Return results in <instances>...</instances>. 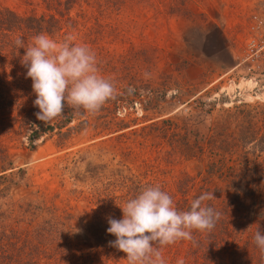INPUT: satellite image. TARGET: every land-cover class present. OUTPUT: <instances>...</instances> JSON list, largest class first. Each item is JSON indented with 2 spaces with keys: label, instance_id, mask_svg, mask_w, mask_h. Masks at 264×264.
<instances>
[{
  "label": "rangeland",
  "instance_id": "rangeland-1",
  "mask_svg": "<svg viewBox=\"0 0 264 264\" xmlns=\"http://www.w3.org/2000/svg\"><path fill=\"white\" fill-rule=\"evenodd\" d=\"M2 6L46 16L52 30L43 34L87 46L116 89L98 112L74 110L63 133L47 130L31 141L32 126L21 116L29 113L40 131L56 118H36L21 63L26 49L15 40L4 64L0 57V232L30 247L17 253L18 264H128L109 244L116 237L107 217L122 219L120 207L155 185L178 211L213 192L204 204L220 213L211 231L193 230L192 240L161 247L165 264H264L254 241L264 232V58H247L264 31V0H0ZM36 35L21 37L24 46ZM200 102L211 115L197 114ZM190 112L207 137L202 151L171 145L164 130L162 120L171 121L170 131ZM212 162L215 175L205 170Z\"/></svg>",
  "mask_w": 264,
  "mask_h": 264
},
{
  "label": "clouds",
  "instance_id": "clouds-1",
  "mask_svg": "<svg viewBox=\"0 0 264 264\" xmlns=\"http://www.w3.org/2000/svg\"><path fill=\"white\" fill-rule=\"evenodd\" d=\"M72 39L57 42L41 33L27 47L21 38L15 41L17 49H26L21 63L32 80L33 103L40 110L36 118L44 124L62 115L65 105L94 114L115 97L114 84L99 74L95 54ZM212 199L213 192L202 193L189 210L178 211L159 185L147 186L120 207L122 219L107 217V232L116 237L109 244L126 254L128 264H165L161 247L192 240L193 230L211 231L215 226L220 213L204 204ZM254 241L264 253V232L257 230Z\"/></svg>",
  "mask_w": 264,
  "mask_h": 264
},
{
  "label": "trees",
  "instance_id": "trees-1",
  "mask_svg": "<svg viewBox=\"0 0 264 264\" xmlns=\"http://www.w3.org/2000/svg\"><path fill=\"white\" fill-rule=\"evenodd\" d=\"M50 23L51 22H49L46 16L21 14L9 7L2 6L0 8V57H2V64H4V62L6 61L5 57L7 58V51L9 50L8 47L10 46V43L12 41H15L17 38H21L24 35H34L49 32V29L52 30V27H50ZM48 26L49 29H47ZM14 48L16 49V47ZM201 105L202 103L200 102V107L197 108V114L200 115V113H203L205 111L209 115H211V112L206 111V109L204 110V107H201ZM203 105L205 106L206 103H203ZM34 107V109L39 110L38 107ZM32 108L31 110H33ZM76 112L77 111H74L73 108H69L68 105H65L63 114L56 118L55 123L49 124L47 125V127L39 125L41 131L38 125H36V119L30 118L28 116L29 113L24 112L26 114L21 116L20 120L21 123H23L24 121L26 122V119L29 120L26 123V125L30 123V125L32 126V128L30 129L31 131L29 133V138L31 141H34L36 138H39L42 135V132L47 133V130L54 131L55 129H59V133H63L62 130L77 118L78 113ZM185 118L186 121L182 126L177 125L176 127V123L172 122L173 126L169 129L170 131H168L167 129V124L171 121H169L168 119L162 120L165 124V132L168 133L169 136L171 135V145L178 142L182 143L184 148L186 147V152L194 150L195 148H197V150L201 149L202 151L203 144L201 142L204 140V138L206 140L207 137H204V134L200 133V130L198 129L200 121L196 117V114L193 112H190L187 116H185ZM205 122L207 123L208 121L205 120ZM38 124L40 123L38 122ZM71 128L72 127H70L68 130H70ZM191 138L193 139L191 140ZM205 170L208 174L211 175H215L217 174V172H220L218 171V165H216L215 162L209 164L208 169ZM239 190L241 191V189ZM0 214L3 215L1 205ZM5 234H7L6 231L0 232V259H11V262L9 264H18L19 262L17 261V253L23 252L25 249L27 251H30V249H28L30 247L27 246V243H23L20 241V243H18V241L16 240L18 236L14 238L10 237L9 234H7L6 237L2 236ZM0 264L4 263L0 262Z\"/></svg>",
  "mask_w": 264,
  "mask_h": 264
},
{
  "label": "built area",
  "instance_id": "built-area-1",
  "mask_svg": "<svg viewBox=\"0 0 264 264\" xmlns=\"http://www.w3.org/2000/svg\"><path fill=\"white\" fill-rule=\"evenodd\" d=\"M248 59L264 58V31L258 38H253L248 47Z\"/></svg>",
  "mask_w": 264,
  "mask_h": 264
}]
</instances>
